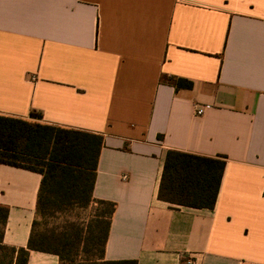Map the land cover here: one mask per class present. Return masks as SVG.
Returning a JSON list of instances; mask_svg holds the SVG:
<instances>
[{
	"label": "crops",
	"instance_id": "obj_1",
	"mask_svg": "<svg viewBox=\"0 0 264 264\" xmlns=\"http://www.w3.org/2000/svg\"><path fill=\"white\" fill-rule=\"evenodd\" d=\"M0 115L103 136L96 259L264 264V0H0ZM169 150L226 156L214 209L158 199ZM41 179L0 164L5 245L27 247Z\"/></svg>",
	"mask_w": 264,
	"mask_h": 264
},
{
	"label": "trees",
	"instance_id": "obj_2",
	"mask_svg": "<svg viewBox=\"0 0 264 264\" xmlns=\"http://www.w3.org/2000/svg\"><path fill=\"white\" fill-rule=\"evenodd\" d=\"M168 82L176 89L193 86L182 78ZM103 145V136L96 133L0 115V164L42 177L26 248L3 243L8 208L0 206V264H28L30 251L55 254L59 264H137L96 259L103 253L115 211L114 203L93 198ZM226 160L224 155L206 157L169 150L158 199L214 209Z\"/></svg>",
	"mask_w": 264,
	"mask_h": 264
},
{
	"label": "built area",
	"instance_id": "obj_3",
	"mask_svg": "<svg viewBox=\"0 0 264 264\" xmlns=\"http://www.w3.org/2000/svg\"><path fill=\"white\" fill-rule=\"evenodd\" d=\"M196 113H197V115H202L204 113V108H202V107L197 108ZM190 263H191V261L188 260L187 264H190Z\"/></svg>",
	"mask_w": 264,
	"mask_h": 264
}]
</instances>
